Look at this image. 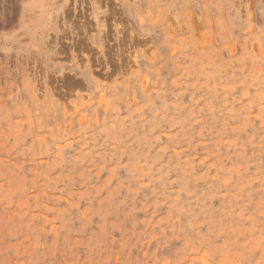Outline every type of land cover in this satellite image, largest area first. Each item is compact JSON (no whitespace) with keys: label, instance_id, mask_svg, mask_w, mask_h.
<instances>
[{"label":"rangeland","instance_id":"rangeland-1","mask_svg":"<svg viewBox=\"0 0 264 264\" xmlns=\"http://www.w3.org/2000/svg\"><path fill=\"white\" fill-rule=\"evenodd\" d=\"M0 264H264V0H0Z\"/></svg>","mask_w":264,"mask_h":264}]
</instances>
